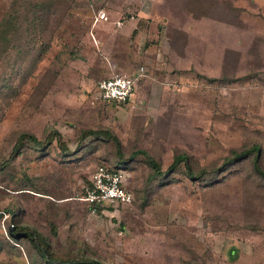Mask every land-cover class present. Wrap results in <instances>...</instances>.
<instances>
[{"label":"rangeland","instance_id":"rangeland-1","mask_svg":"<svg viewBox=\"0 0 264 264\" xmlns=\"http://www.w3.org/2000/svg\"><path fill=\"white\" fill-rule=\"evenodd\" d=\"M142 65L127 101L98 96L99 79ZM87 127L120 145L80 139ZM52 128L70 152L26 139L8 160L19 132ZM253 143L264 169V0H0V264H43L14 221L106 264H264L253 154L204 180L184 162L152 178L148 161L216 166ZM120 153L134 199L92 211L79 195Z\"/></svg>","mask_w":264,"mask_h":264},{"label":"trees","instance_id":"trees-1","mask_svg":"<svg viewBox=\"0 0 264 264\" xmlns=\"http://www.w3.org/2000/svg\"><path fill=\"white\" fill-rule=\"evenodd\" d=\"M107 134L109 136H112L118 145H120L119 138L108 128L105 129H99L95 127H87L82 129V132L80 134V139L84 138L88 135H102ZM57 139L59 142V145L63 152H70L68 151V145L63 140V135L60 130L57 128H52L47 135L44 138H40L36 133L29 131V130H23L19 132L16 142L13 146L12 155L8 160H11L17 153L21 152L22 147L25 143L26 139H31L38 145L42 147L48 146L50 143L53 142L54 139ZM141 149H138L139 151ZM134 151L132 154H134ZM142 151H145L142 149ZM249 154H253V166L258 170L260 173L264 174V169L259 165V159L261 155V144L259 143H253L250 147H244V148H233L231 150V153L226 155L222 161L221 164L216 166H200V167H194L190 155L186 154L184 152H179L174 156L173 161L170 163V165L163 169L161 163L157 158H155L153 155H148V161L149 164L152 167V172L150 176L152 178H162L165 177L167 174H169L171 169L177 168V166L184 162L186 169L185 172L194 179H201L204 180L206 178H210V176H215L218 174L219 171L224 170L227 166L238 162L241 158H244L246 156H249ZM119 161L116 163V166H122L121 163L123 161V156L120 153ZM6 162V161H5ZM8 162V161H7ZM88 204V203H87ZM12 212L13 215L16 214V211L13 209H9V212ZM15 217V216H14ZM15 229H11V224L9 225V233L16 238H22V236H25L30 239L32 244L37 250V254L40 256V261L43 264H106L101 259L94 257V256H84V257H70V256H63L57 254L54 249L51 247V242L49 241L48 237L42 233L40 230H38L36 227L31 226L29 224H19L16 221H14ZM56 232V230H54Z\"/></svg>","mask_w":264,"mask_h":264},{"label":"built area","instance_id":"built-area-1","mask_svg":"<svg viewBox=\"0 0 264 264\" xmlns=\"http://www.w3.org/2000/svg\"><path fill=\"white\" fill-rule=\"evenodd\" d=\"M138 75L117 72L102 77L97 82L98 96L103 100L127 101L133 93ZM127 171L122 166L99 163L90 175L89 182L79 197L85 200L92 211L108 209L112 205L133 201L134 192L128 186Z\"/></svg>","mask_w":264,"mask_h":264},{"label":"water","instance_id":"water-1","mask_svg":"<svg viewBox=\"0 0 264 264\" xmlns=\"http://www.w3.org/2000/svg\"><path fill=\"white\" fill-rule=\"evenodd\" d=\"M15 224L14 223H11V229L15 228Z\"/></svg>","mask_w":264,"mask_h":264}]
</instances>
